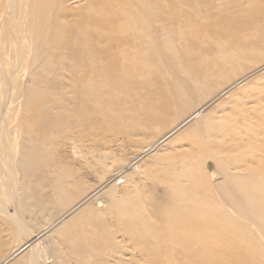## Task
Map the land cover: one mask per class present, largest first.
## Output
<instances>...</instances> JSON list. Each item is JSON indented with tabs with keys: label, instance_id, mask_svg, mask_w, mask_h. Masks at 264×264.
<instances>
[{
	"label": "rangeland",
	"instance_id": "374dc122",
	"mask_svg": "<svg viewBox=\"0 0 264 264\" xmlns=\"http://www.w3.org/2000/svg\"><path fill=\"white\" fill-rule=\"evenodd\" d=\"M148 1L157 40L161 29L167 31L165 40L170 48L169 60L155 83L135 93L122 88L116 92L117 100L105 99L94 108L87 107L86 113L78 111L82 99L71 89L77 77L71 74L61 78L59 74L60 66L81 60L72 46L73 39L67 43L64 36L67 29L79 27L84 3L66 5L73 13L58 21L69 28L56 37L55 33L51 35L55 45L45 46L46 39L39 34L50 26L46 19L35 34L31 31L36 46L17 69L21 76L0 78V121L7 115L9 127L13 124L21 129L19 143L30 139L32 155L39 161L29 162L13 176L2 175L8 191L6 197H0V263L26 231L39 233L99 191L100 195L89 199L11 264H30L37 251L38 264H100L98 258L111 264L117 259L123 264H151L142 256L145 253L135 242L131 227L136 216L153 215L154 205L170 202L166 193L172 178L167 173L169 166L186 165L182 174L192 171L198 186L191 189V178L180 177L178 182L191 196L196 198L199 184L208 180L216 185L214 200L224 203L227 193L243 185L225 177L226 170L238 176L245 165L256 168L261 160L264 165V70L223 93L264 67V0ZM47 12L51 17L58 16L54 7ZM83 31L79 34L81 41L91 40L88 30ZM36 47L44 49L42 54ZM100 47L98 58L105 54ZM88 79L93 91L102 77ZM196 79L206 82L192 86L191 80ZM182 91L186 95H181ZM216 96L218 100L210 103ZM199 105L208 106L198 118L155 152L138 159ZM56 115L61 118L56 120ZM245 119L248 121L243 124ZM67 181L69 190L63 194L59 187ZM137 195L144 202L141 212L129 216V223H122L119 214L130 209V199ZM15 208L16 220L9 217ZM105 224L120 245L85 251L81 247L85 235ZM175 259L185 264L183 257Z\"/></svg>",
	"mask_w": 264,
	"mask_h": 264
},
{
	"label": "bare ground",
	"instance_id": "6f19581e",
	"mask_svg": "<svg viewBox=\"0 0 264 264\" xmlns=\"http://www.w3.org/2000/svg\"><path fill=\"white\" fill-rule=\"evenodd\" d=\"M81 3H84V10L80 13L79 27L76 30L63 24L64 21H58L60 17H65L72 12V9L66 5ZM149 5L148 0H0V78L12 80L16 76H21L17 75V69L22 67L25 59H28L26 57L32 55H30V52H33L31 49L34 50L36 46L35 44L33 47L35 40L30 38L29 33L31 31L33 33L39 25H45L46 19L50 26L47 29L43 28V32H41L42 29L41 33L38 32L46 39L45 46L55 45L51 35L55 33L54 37H56L59 32L68 27L64 37L67 38V43L73 39L72 46L76 48L75 53L78 58H81L80 63L77 61L60 66L59 74L61 78H67L71 74L77 77L76 81L71 83V89H74L78 98L82 99L78 109L80 113H86L87 107L94 108L105 99L110 101L115 99L116 92L122 88L126 89L125 92L127 90L137 92L146 84L156 82L157 75L160 76L158 72H162L160 69L167 63L168 58L169 47L165 40L168 38V33L161 29V36L157 40ZM53 7L57 9V17L47 15V11L52 10ZM29 18L35 20H31V24L30 21L27 23ZM84 28L88 30L92 39L82 42L79 34L84 32ZM57 45L61 46L59 43ZM99 46H102L100 49L105 54L98 58ZM262 70L264 67L244 76L236 84L224 89L223 93H228L235 85L247 82L251 75ZM92 76L102 77L93 91L91 89L93 83L91 79H88ZM203 82L206 81L191 80L192 86L195 87L201 86ZM181 95H186V92L182 91ZM218 97L216 96L210 103L218 100ZM121 100L118 96V101ZM207 106H196L192 115L180 122L169 134L163 136L159 143L156 142L145 149L138 155V159L155 152L159 145L167 142L178 130L198 118ZM48 110L53 111L52 108ZM4 116L0 121V197L3 195L6 197L5 193L8 191L2 182V175L13 176L16 170L23 168L29 162H39L30 150V139L23 144L20 140L19 143L21 129L13 124L9 127V118L7 115ZM59 117L56 115L54 118L57 120ZM247 121L248 119L243 120V124ZM261 163L262 160L258 162L256 168L245 165L244 171L237 169L241 173L238 176L230 172L231 170H226L225 177L243 185L238 191L227 193L224 203L214 200L216 185L208 180L199 184L200 194L196 198L191 196L178 182L180 177H186L191 178V189L198 186L192 171L182 174V170L187 168L186 165L169 166L167 173L169 172L172 178L166 193L170 202L165 205H154L153 215L136 216L135 223L131 227L135 242L142 248V253H145L142 256L147 257L151 264H179V261L175 259L179 256L185 259V264H264V165L262 166ZM245 172L249 173L245 175ZM69 185L68 181L66 184L63 183L59 191L63 194L68 192ZM98 192L92 193L76 204L39 233L33 230L26 231L11 248L10 255L0 264H11L27 250L33 249L50 230L63 223L66 218H70L89 199H95L97 195H100ZM130 201L132 202L131 206L128 205L130 209L126 207L127 211L119 214L118 218L122 223H129L128 217L141 212L144 206L139 195L134 196ZM9 217L14 220L19 219L16 208ZM112 245H120V243L114 231L109 228V224H105L85 235V241L81 247L91 252ZM37 254L38 251L34 252L32 264H38L35 260L38 257ZM98 260L100 264H111L105 263L100 258ZM120 260H114L112 263L121 264Z\"/></svg>",
	"mask_w": 264,
	"mask_h": 264
}]
</instances>
